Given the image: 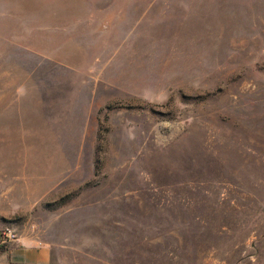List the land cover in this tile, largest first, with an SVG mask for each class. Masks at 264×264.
I'll return each instance as SVG.
<instances>
[{"label": "rangeland", "instance_id": "1", "mask_svg": "<svg viewBox=\"0 0 264 264\" xmlns=\"http://www.w3.org/2000/svg\"><path fill=\"white\" fill-rule=\"evenodd\" d=\"M0 264H264V0H0Z\"/></svg>", "mask_w": 264, "mask_h": 264}, {"label": "crops", "instance_id": "2", "mask_svg": "<svg viewBox=\"0 0 264 264\" xmlns=\"http://www.w3.org/2000/svg\"><path fill=\"white\" fill-rule=\"evenodd\" d=\"M18 242L17 247L12 251L16 263L48 264L50 248L46 244L30 241L27 238Z\"/></svg>", "mask_w": 264, "mask_h": 264}, {"label": "built area", "instance_id": "3", "mask_svg": "<svg viewBox=\"0 0 264 264\" xmlns=\"http://www.w3.org/2000/svg\"><path fill=\"white\" fill-rule=\"evenodd\" d=\"M16 238L17 237H16L15 233H13L12 231H10V230L4 231V232L0 233V244L15 241Z\"/></svg>", "mask_w": 264, "mask_h": 264}]
</instances>
